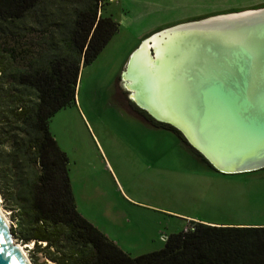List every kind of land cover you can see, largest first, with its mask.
Returning a JSON list of instances; mask_svg holds the SVG:
<instances>
[{
    "label": "trees",
    "instance_id": "1",
    "mask_svg": "<svg viewBox=\"0 0 264 264\" xmlns=\"http://www.w3.org/2000/svg\"><path fill=\"white\" fill-rule=\"evenodd\" d=\"M106 3L0 0V199L14 238L33 244V264L39 256L52 264H264V226L190 220L160 250L133 257L79 212L69 159L50 122L75 105L81 69L118 32V23L101 13ZM154 127L175 134L210 171L227 175L176 130Z\"/></svg>",
    "mask_w": 264,
    "mask_h": 264
},
{
    "label": "rangeland",
    "instance_id": "2",
    "mask_svg": "<svg viewBox=\"0 0 264 264\" xmlns=\"http://www.w3.org/2000/svg\"><path fill=\"white\" fill-rule=\"evenodd\" d=\"M106 2L101 13L118 23V32L81 69L75 105L60 110L50 122L69 159L79 212L133 257L160 250L164 238L187 228L190 220L264 226V171H210L175 134L147 125L127 100L122 83L130 56L152 34L208 17L263 9L264 0ZM3 210L12 226L10 212ZM14 241L33 264V244ZM38 264L52 263L39 256Z\"/></svg>",
    "mask_w": 264,
    "mask_h": 264
},
{
    "label": "bare ground",
    "instance_id": "3",
    "mask_svg": "<svg viewBox=\"0 0 264 264\" xmlns=\"http://www.w3.org/2000/svg\"><path fill=\"white\" fill-rule=\"evenodd\" d=\"M260 11L262 9L238 13L247 16ZM232 14V17L237 16V13ZM228 15L231 14L220 15V18L224 20ZM239 25L241 23L236 22L232 25L176 29L166 36L155 37L152 42L155 58H151L150 45L145 42L139 50H134L138 51L133 55L128 71L124 72L122 82L130 91L131 100L150 109L157 118L182 128L217 167L226 171L239 166L244 157L255 151L249 150L247 140L232 139L223 126L218 125L216 117L201 121L194 111L193 102L199 88L197 80L215 73L211 70L216 67H211L212 55L200 56L199 45L193 38L198 36L214 40L224 49L225 56L229 57L230 50L251 48L250 37L238 29ZM0 213L10 224L1 204ZM16 246L31 264L23 247L18 244Z\"/></svg>",
    "mask_w": 264,
    "mask_h": 264
},
{
    "label": "water",
    "instance_id": "4",
    "mask_svg": "<svg viewBox=\"0 0 264 264\" xmlns=\"http://www.w3.org/2000/svg\"><path fill=\"white\" fill-rule=\"evenodd\" d=\"M232 15L234 14L228 15L224 20L218 15L161 30L142 41L138 50L141 45L147 42L150 45V56L155 58L152 47L155 37L166 36L176 29L185 30L207 25L241 23L238 29H242L241 31L248 34L251 48L240 47L230 50L229 57L225 56L224 49L214 40L198 36L193 38L199 45L200 56L212 55L211 67H216L211 70L215 73L209 74L210 77L207 75L197 80L199 88L193 104L194 111L201 121H205L209 117H216L218 125H222V128L232 139L247 140L249 150H254L255 153H250L244 157L241 160L242 163L233 170H222L214 164L202 149L189 139L182 128L169 121L157 118L150 109L142 106L137 101H133L155 122L164 124L179 132L186 143L196 150L215 171L230 175L264 169V8L253 15L241 16L240 13L235 14L237 16L232 17ZM231 21L234 22L231 23ZM137 51H134L130 56L125 71L129 68L133 55ZM225 61L228 63L224 64ZM0 264H29L15 244L11 224H7L1 213Z\"/></svg>",
    "mask_w": 264,
    "mask_h": 264
},
{
    "label": "flooded vegetation",
    "instance_id": "5",
    "mask_svg": "<svg viewBox=\"0 0 264 264\" xmlns=\"http://www.w3.org/2000/svg\"><path fill=\"white\" fill-rule=\"evenodd\" d=\"M126 95H127V100L130 102V104L133 105V109L134 111L137 113V115L142 118V120H144L146 122L147 125H150L152 127H154V123L155 121L153 119L150 118V116L142 109L138 108L135 103H133V101L130 98V92L126 91Z\"/></svg>",
    "mask_w": 264,
    "mask_h": 264
},
{
    "label": "built area",
    "instance_id": "6",
    "mask_svg": "<svg viewBox=\"0 0 264 264\" xmlns=\"http://www.w3.org/2000/svg\"><path fill=\"white\" fill-rule=\"evenodd\" d=\"M166 237L164 238V241H165Z\"/></svg>",
    "mask_w": 264,
    "mask_h": 264
},
{
    "label": "crops",
    "instance_id": "7",
    "mask_svg": "<svg viewBox=\"0 0 264 264\" xmlns=\"http://www.w3.org/2000/svg\"><path fill=\"white\" fill-rule=\"evenodd\" d=\"M144 41V40H143ZM188 218H190V217H188Z\"/></svg>",
    "mask_w": 264,
    "mask_h": 264
}]
</instances>
